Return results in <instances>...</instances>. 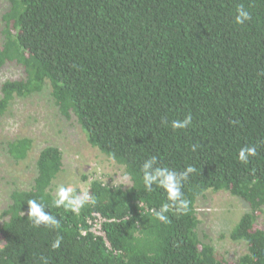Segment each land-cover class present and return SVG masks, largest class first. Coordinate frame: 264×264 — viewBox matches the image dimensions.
<instances>
[{
    "label": "trees",
    "instance_id": "16d2710c",
    "mask_svg": "<svg viewBox=\"0 0 264 264\" xmlns=\"http://www.w3.org/2000/svg\"><path fill=\"white\" fill-rule=\"evenodd\" d=\"M238 4L252 15L244 25L234 22ZM2 22L0 70L15 64L24 76L2 84L0 115L48 86L60 115L75 117L132 185L95 178V205L78 215L46 207L61 227L35 228L27 201L51 205L64 167L60 147L43 148L32 187L13 191L3 213L0 264H42L41 256L48 264H229L199 233L197 202L210 190L248 204L230 232L248 247L235 264H264L256 225L264 211V0H9ZM189 112L187 129L161 123ZM245 144L259 145L247 165L237 159ZM33 145L23 137L8 151L25 160ZM151 156L178 172L197 169L182 189L188 212L170 209L167 223L152 214L171 203L166 191L143 187ZM99 218L103 235L94 230ZM58 232L64 239L52 250Z\"/></svg>",
    "mask_w": 264,
    "mask_h": 264
},
{
    "label": "rangeland",
    "instance_id": "374dc122",
    "mask_svg": "<svg viewBox=\"0 0 264 264\" xmlns=\"http://www.w3.org/2000/svg\"><path fill=\"white\" fill-rule=\"evenodd\" d=\"M8 7L9 0H0V45L3 41L2 17ZM23 76V69L15 64L3 67L0 70V96L6 80ZM23 137L31 138L34 145L25 160H18L10 155L8 143ZM50 145L60 147L64 153L63 171L53 183V193L60 184L81 192L89 190L90 182L95 178L124 188L132 185L130 177L127 182L123 179L126 173L123 166L89 143L75 117L67 119L60 115L47 86L42 92L15 98L0 115V226L6 219L3 213L11 203L13 191L32 187L37 175L38 155ZM247 209V203L223 190H210L197 202L201 238L212 243L229 264H235L248 249L245 241L230 237ZM100 222L101 218L94 230L103 235ZM256 225L264 228V211Z\"/></svg>",
    "mask_w": 264,
    "mask_h": 264
},
{
    "label": "clouds",
    "instance_id": "9594fccd",
    "mask_svg": "<svg viewBox=\"0 0 264 264\" xmlns=\"http://www.w3.org/2000/svg\"><path fill=\"white\" fill-rule=\"evenodd\" d=\"M252 19L251 13L244 7L243 4H238L236 7V14L234 15V22L237 25H244L246 21ZM193 122V116L189 112L182 120L176 119L171 122L167 118L162 117L161 123L168 126L170 123L171 128L175 131L177 129H187ZM192 150L195 151L197 145H192ZM259 145L245 144L239 149L237 159L247 165L250 157L258 155ZM194 165H188L183 171H176L168 167H161L158 165V157L151 156L144 161L141 167L143 173L142 181L143 187L146 192L154 191V186L162 188L167 193V199L171 203H164L160 206L159 210L152 209V214L161 222L167 223L168 216L166 213L170 209H174L177 214H186L189 210L190 201L185 198L183 192V185L190 179V174L196 172ZM124 181L127 182L129 174L125 173ZM126 185V184H125ZM97 203L96 197L90 190L77 192L75 188L70 185L60 184L57 186L54 195L52 196L51 205L46 204L42 198H32L27 201L29 205L27 219L31 222L32 226L39 228L41 225L46 228L58 230L61 227L60 220L51 212H45V208L63 207L65 211H70L74 214H79L86 205H95ZM23 215L25 213L23 212ZM63 235L59 232L55 240L51 243L52 250H57L61 247L63 242ZM42 264H48V258L45 256L40 257Z\"/></svg>",
    "mask_w": 264,
    "mask_h": 264
}]
</instances>
